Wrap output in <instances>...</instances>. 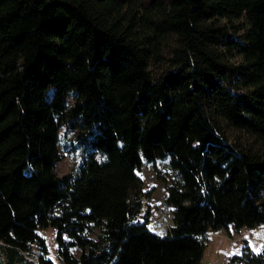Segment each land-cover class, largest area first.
Here are the masks:
<instances>
[{
  "label": "trees",
  "instance_id": "1",
  "mask_svg": "<svg viewBox=\"0 0 264 264\" xmlns=\"http://www.w3.org/2000/svg\"><path fill=\"white\" fill-rule=\"evenodd\" d=\"M168 40L169 67L153 75ZM60 134L81 153L56 176ZM164 158L171 224L160 237L136 170ZM257 224L264 0H0L5 264L34 250L36 264H54L37 233L48 227L61 264H199L208 232ZM230 261L264 264V243Z\"/></svg>",
  "mask_w": 264,
  "mask_h": 264
},
{
  "label": "rangeland",
  "instance_id": "2",
  "mask_svg": "<svg viewBox=\"0 0 264 264\" xmlns=\"http://www.w3.org/2000/svg\"><path fill=\"white\" fill-rule=\"evenodd\" d=\"M238 23H240V26H243L242 22L239 21ZM171 46H173V42L172 40H168L165 46L166 50L162 54L163 58L160 59L159 62H152L150 70L153 75L160 73L169 67V51ZM236 59L237 58H234L233 60ZM67 104H70V99H67ZM61 131L62 129L60 132ZM225 134L229 137V141L232 139L235 140L238 137L237 132L229 129ZM70 138V134H68L66 138L61 137V134L59 135L57 144L59 159L53 164V173L56 176L65 175L71 172L72 168L76 166L79 161L81 153L80 149L75 148L73 151L69 150L70 146L67 142ZM136 175L142 181L143 191L148 192V197L144 203L145 207L150 211V218L147 226L149 230H151V224L163 213L160 202L165 198V185L160 179H164L165 181L169 180L170 171L167 167V158L155 160L153 163L142 162L140 168L136 170ZM170 224L171 221L167 228ZM37 233L43 238L47 250V255H45V257L52 260L54 264H61L55 256L56 241L54 239V230L48 227L38 230ZM98 235L99 229L91 225H89L84 234L86 238L92 240H95ZM206 237L208 241L204 247L199 264H237L234 261L231 262L230 259L234 256H240L243 247H247L249 251L255 254L261 251L262 244L264 243V225L257 224L252 228H241L237 231L229 225L227 231L217 230L215 232H208ZM63 239L68 240L67 237H63ZM69 251L75 258L78 257L80 252L75 246L70 247ZM37 254L38 252L35 250L30 253L22 254L23 261H21L22 263L18 262L17 264H36ZM0 264H5V257L1 251Z\"/></svg>",
  "mask_w": 264,
  "mask_h": 264
},
{
  "label": "bare ground",
  "instance_id": "3",
  "mask_svg": "<svg viewBox=\"0 0 264 264\" xmlns=\"http://www.w3.org/2000/svg\"><path fill=\"white\" fill-rule=\"evenodd\" d=\"M164 214L166 216V219L165 220L164 219H161L160 217L156 220V224H155L154 230L157 233H161V232L166 231L167 226L170 223V220H169V211L167 210L166 212H164Z\"/></svg>",
  "mask_w": 264,
  "mask_h": 264
},
{
  "label": "water",
  "instance_id": "4",
  "mask_svg": "<svg viewBox=\"0 0 264 264\" xmlns=\"http://www.w3.org/2000/svg\"><path fill=\"white\" fill-rule=\"evenodd\" d=\"M160 204H161V207H162V210H163V213L160 215V218L165 220L166 219V216H165L164 212H166L168 210V207L166 206V204H165L164 201H161ZM155 224H156V220H154V222L151 224V230H149V231L151 233L155 234V235L160 236V237L163 236L166 233V231L161 232V233H157L154 230Z\"/></svg>",
  "mask_w": 264,
  "mask_h": 264
},
{
  "label": "snow or ice",
  "instance_id": "5",
  "mask_svg": "<svg viewBox=\"0 0 264 264\" xmlns=\"http://www.w3.org/2000/svg\"><path fill=\"white\" fill-rule=\"evenodd\" d=\"M210 238V237H209Z\"/></svg>",
  "mask_w": 264,
  "mask_h": 264
}]
</instances>
